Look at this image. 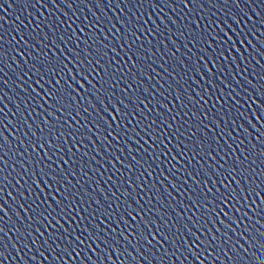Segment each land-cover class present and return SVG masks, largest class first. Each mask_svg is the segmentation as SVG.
I'll list each match as a JSON object with an SVG mask.
<instances>
[{"label":"water","instance_id":"water-1","mask_svg":"<svg viewBox=\"0 0 264 264\" xmlns=\"http://www.w3.org/2000/svg\"><path fill=\"white\" fill-rule=\"evenodd\" d=\"M137 25L143 28L133 36ZM218 33H227L228 42L222 43ZM0 37V264L264 262V213L258 216L260 210L253 211L259 199L251 208L243 201L236 205L241 209L235 213L241 223H233L235 231L219 220L215 225L209 220L200 229L203 221L198 217L203 210L189 207L196 194L202 199L209 188L212 192L218 187L223 190L216 183L221 176L202 171L215 162L193 158L200 141L207 144L214 140L212 147L221 146L217 155L224 165L221 172L239 158L248 168L241 175L253 185H264V175H260L264 173V155H260L264 152V0H187V4L185 0H43V4L38 0H0ZM101 41V47L106 45L105 51L115 57L110 71H120L111 83H104L110 91L101 89L98 97L91 89L88 93L81 89L78 104L73 101V107L56 113L63 121L66 113L72 112L76 120L71 121L72 128L65 124L56 133L63 152L53 155V161L47 157L44 160L57 173L60 165L69 172V199L59 193L56 198L63 200L64 207L71 203L76 208L71 215L87 218L97 210L93 218L96 221L98 209L109 205L110 212L115 209L113 219L106 220V225H111L106 235L110 242L97 240L89 247L86 240L76 248L65 239L51 240L50 234L57 229L63 232L61 224L64 228L69 224L61 218V207L55 205V182L50 181L53 187H47L48 178L41 175L42 165L38 163L44 150L37 140L40 136L49 138L44 117L47 115L54 124L56 119L36 102L39 97L34 101L23 89L31 92L29 85L34 86L37 77L31 65L36 62L39 66L37 58L59 56L64 60L65 56L73 57V51H69L73 49L86 60L99 59L95 49ZM129 41L136 52L132 59V50L126 53L121 49L119 55L110 51L121 43L127 48ZM85 50L91 51L92 57ZM68 67L80 80L74 66ZM97 71L105 75L99 65ZM89 77L99 79L95 73H89ZM77 81L72 83L76 85ZM44 87L49 85L45 83ZM101 99L109 108L123 100L119 106L130 114L135 112L138 119L121 117L119 126L113 122V132L101 119L107 116ZM45 108L48 113L55 111L48 105ZM74 132L80 135H69ZM75 141L82 143L77 145ZM194 144L197 147L193 148ZM69 148L76 153L74 161L70 154L65 155ZM48 151L52 154L54 150ZM61 155L69 163H64ZM37 177L42 181L40 187L34 183ZM204 181L210 182L205 185ZM242 183L247 186L246 181ZM232 187H236L234 181ZM36 193L39 199L34 200ZM45 199L55 207V211L47 208L45 215L50 212L49 219H55L47 229L41 227L36 232L34 228L39 225L35 223V204ZM133 208H140V213ZM125 209L132 211V216H127V223L122 220L117 225L115 217L125 215ZM225 211L231 214L235 209ZM186 226L199 235V240L186 231ZM141 229L148 234L150 244L143 239Z\"/></svg>","mask_w":264,"mask_h":264},{"label":"snow or ice","instance_id":"snow-or-ice-1","mask_svg":"<svg viewBox=\"0 0 264 264\" xmlns=\"http://www.w3.org/2000/svg\"><path fill=\"white\" fill-rule=\"evenodd\" d=\"M38 2L43 4V0H38ZM185 4H187V0H185ZM156 6H158V4ZM137 19H139V17H137ZM122 23L124 22L122 21ZM142 28V25H137L135 28H133L132 35L135 36L136 32L142 30ZM81 31L83 30L81 29ZM217 36L222 43H227L230 39L227 33L222 36L218 33ZM0 39H2V37H0ZM53 43L56 42L53 41ZM102 44L103 41H101L95 49L96 55L99 57V59L93 57L92 59L86 60L85 57L80 55V52L74 51L73 49H69V51H73L72 58H69L67 56L64 57V60H61L59 56H46L42 59L37 58L39 66H37L36 62H33L31 65V68L35 70L34 74L37 77V79L34 81V86L29 85V88H31V92H29L27 88L23 89L26 97L31 96L34 101H36V97H39V101L36 102L40 103V107L44 109L45 113L55 117L56 119V123L54 124L52 120H49L47 118V115H45L44 117V123L49 129L47 133L49 138L47 140H44V137L40 136L37 140L39 148L44 150V156H39V152L37 151V155L39 156L38 163L42 165L40 167L41 175L48 178V180L45 181V183H47V187L52 188L53 184L50 181L55 182L56 187L53 192L55 205L61 207V218H63L65 222L69 224V228L72 229L70 231L69 228H64L63 224H61L60 227L64 229L63 232H60V230L57 229L56 232L50 234L51 240L55 241L65 239L68 241L69 246L75 244L76 248H79L80 245L84 244L86 240L89 242V247L97 240L101 241L104 244H108L110 241L106 238V235L107 229L111 227V225H106V220L113 219L112 212H114L115 209H112V211L110 212V205L109 208L98 209L100 215L99 219L96 221H94L93 218L96 217L97 210L89 213L87 218L83 215H79V213L77 214L79 215V219H77V216L71 215V212H75L76 208L73 207L71 203H69L67 207H64L63 200L56 198V193H59L60 195L64 196V199H69V195H67V193L70 192V189L66 186V183H70V181H68L69 172L63 169V165H60L59 167L61 170L59 173H57L56 168L52 167L51 164L45 165L44 160L45 157H47L48 161H53V155H58L59 153L63 152V146L59 143L60 136L56 133L60 131L65 124H67L69 128H72L73 125L71 124V121L76 120V115H73L72 112H67L63 121H61L60 118L56 116V113L64 112L66 108L73 107V101L78 104V98H82L81 89H83L84 93H88L91 89L92 94L98 97L100 96L101 89H103L104 92L110 91L108 88H104L103 85L104 83H111V81L115 77V74L120 71V68H116L115 72L110 71L112 68V62L115 60V57L109 56L108 52L105 51V48L107 46L105 45L101 47ZM89 47H91V45H89ZM121 49L126 53L129 50H132V55L129 56V59H132V56L136 55L133 44L130 41L127 44V48H125L124 44L121 43L119 48L113 46L110 51H112L116 55H119ZM85 51L88 57H92L91 51ZM215 59V56H213L211 59V63L214 64ZM116 63L119 62L116 61ZM125 63H127V61H125ZM132 63L133 66H136L135 60H133ZM69 64H72L74 66L75 71L80 76V80L77 81V77L76 74H74L73 69L68 67ZM88 65H91V67L89 68ZM97 65H99L100 68L104 69V76H101L97 71ZM129 71H131V69H129ZM89 73H95V75L98 76L99 79H91L89 77ZM46 77L47 79H45ZM72 81H77V84L74 85ZM45 83L48 84L49 87L45 88ZM98 84L100 85V87H97ZM32 93H35V96H32ZM108 99L111 100V96H109ZM100 103L103 106L104 111L107 113V116H103L101 118L103 120V124L106 125L107 128H112L113 132L116 131V128H113V122H115L116 125L119 126L121 117H123L125 120H129L130 118L138 119L135 112H132L130 114L119 106V104H124L123 100H120L118 104H113V107L111 108H109L108 105L104 103L103 99L100 100ZM253 103H256V101H253ZM45 105H48L49 107L55 109V111L48 113V109L45 108ZM125 107H128V105H125ZM262 107H264V102H262ZM2 111L3 109H0V112ZM84 111H87V109H85ZM77 115H79V113H77ZM256 119H260V117L257 115ZM153 123H155V121H153ZM165 123H167V120H165ZM96 126L97 128H101L100 124H97ZM124 127L126 128L127 124H125ZM148 127H151V124H149ZM107 128H104L103 130L107 131ZM40 131L43 133L44 129L41 128ZM120 131H123V128H121ZM69 135H73L75 137L79 136L80 133L74 132L69 133ZM108 135H112V132H109ZM193 135H195V133H193ZM53 138L56 141L55 143L53 142ZM88 139L91 140L92 137L88 136ZM105 139H107V137H105ZM152 139L155 140L156 137L153 136ZM92 142L95 143V141ZM75 143L78 145L82 143V141H75ZM213 143H216V141L210 140L207 144H205L204 141H200L198 145L199 151L193 152V158H195L196 156H200L205 161L210 160L215 162L209 169L202 168V171L209 175L221 176L222 178L216 181V183H218L223 188V190L218 187L215 192H212V189L209 188L208 191L202 193V199L201 194L198 193L192 199V203L189 205V207L203 210L202 214L198 217L203 221V223L199 226L200 229H203L204 226L208 224L209 220H211L213 225H215L217 220H219L220 224L224 225L232 231H235V229H233L232 227L233 223L237 226H239V224L241 223V219L235 214L236 212L241 211L240 208L236 207L237 204H241V202L243 201L246 202L247 206L251 208L252 204H256V200L259 199L260 203L256 204V208L253 209V211H257V209H259L260 211L258 212V216L264 213V185L260 183H256L255 185H253L252 181L248 177H244L241 175L244 172H248V168H245L243 161H240L239 158H237L236 161H233V163L229 165L224 172H221V170L224 169V165L221 164L220 160L217 159V155L221 151V146L217 145V147L214 148L212 147ZM195 147H197V145L194 144L193 148ZM33 148L34 150H36L35 144L33 145ZM49 149L54 150L52 154H49ZM77 151H79V148H77ZM67 154H70V157L74 161L76 153L72 152L71 148L68 149V153H66L65 155ZM84 155H86V153ZM181 155H183V152H181ZM260 155H264V152H262ZM60 159L63 160L66 164L69 163L68 160L64 159L63 155L60 156ZM115 159L118 160L119 157H116ZM237 165L240 169L239 172L237 171ZM212 169L215 170L212 171ZM71 175L74 176L75 172L72 171ZM260 175H264V173H260ZM229 176L231 177V179H228ZM238 176H240L241 178L238 179ZM4 179H7V177H4ZM233 181L235 182L236 187H232ZM242 181H246L247 186H245ZM209 182L210 181H204V184L206 185ZM34 183L36 187H40L42 181L39 177H37ZM2 191L3 189L0 188V192ZM32 191L35 192V189H32ZM41 191H43L42 188ZM209 192H212L211 199L209 198ZM21 195H23V193H21ZM128 195H131V193H129ZM249 197H252L251 202H249ZM36 199H39V193L35 194L34 200ZM42 205H47V207L42 208ZM21 207H23V205H21ZM29 207L32 206L29 205ZM47 208H53V211H55V207H53V205L49 201H47V199L40 200L38 204H35V223L39 225L38 227L34 228L36 232H40L41 227L47 229V227L52 224V219H55V217L49 219V217L51 216L50 212L45 215V212H47ZM69 209H71V211H69ZM225 209H235V211L230 214L228 211H225ZM0 210H3L2 204H0ZM84 211L87 212V209H84ZM133 211L139 214L141 209L133 208ZM105 213H107V216H105ZM125 213V215L115 217V223L117 225H119L122 220L127 223V216H132V211H127V209H125ZM244 215H246V213H244ZM221 217H225L227 219H221ZM86 219L88 220V222L84 223ZM133 219H135V217H133ZM189 219H191V217ZM45 221H47V223H45ZM228 221H231V223H228ZM73 222L75 223L73 224ZM57 223H59V220H57ZM82 223L83 227H81ZM219 230L220 229H218V231ZM245 230L250 231V229H247V227L245 228ZM0 231H2V229H0ZM114 231L115 229H113V232ZM140 231L143 239L150 244L151 240L148 239V234L143 233L142 229ZM186 231L196 236V240H199V235L193 232L191 228H188L186 226ZM257 231L259 230L257 229ZM65 233H67V235H65ZM41 235H43V233H41ZM120 235H123V231L120 233ZM152 235L155 239V234L153 233ZM222 235L230 239L227 233H222ZM237 235H243V233H237ZM261 235H264V233H261ZM125 239H127V237H125ZM213 239L219 240V238L215 236L213 237ZM220 242L222 243L223 241ZM45 243H49V247H51V243L48 238H45ZM188 247L189 249H191L192 243H189ZM93 251H95V249H93ZM67 254L71 256L72 251L69 250ZM76 255H80V253L77 252ZM262 264H264V262H262Z\"/></svg>","mask_w":264,"mask_h":264}]
</instances>
